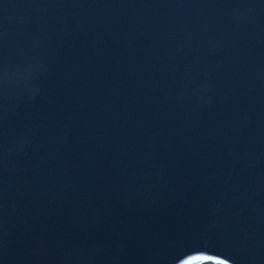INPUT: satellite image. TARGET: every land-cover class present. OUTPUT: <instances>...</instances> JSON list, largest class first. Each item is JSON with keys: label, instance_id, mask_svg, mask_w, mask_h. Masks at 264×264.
Here are the masks:
<instances>
[{"label": "water", "instance_id": "95a60500", "mask_svg": "<svg viewBox=\"0 0 264 264\" xmlns=\"http://www.w3.org/2000/svg\"><path fill=\"white\" fill-rule=\"evenodd\" d=\"M0 264H264V0H0Z\"/></svg>", "mask_w": 264, "mask_h": 264}]
</instances>
